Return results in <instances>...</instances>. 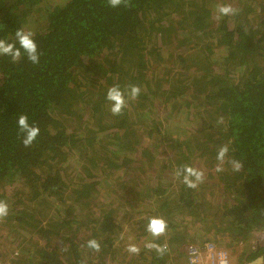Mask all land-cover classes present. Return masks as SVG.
<instances>
[{
  "label": "trees",
  "instance_id": "1",
  "mask_svg": "<svg viewBox=\"0 0 264 264\" xmlns=\"http://www.w3.org/2000/svg\"><path fill=\"white\" fill-rule=\"evenodd\" d=\"M20 28L40 63L0 56V262L180 264L190 246L264 231V0H0V39ZM117 84L141 89L118 116ZM21 114L40 129L30 147Z\"/></svg>",
  "mask_w": 264,
  "mask_h": 264
},
{
  "label": "clouds",
  "instance_id": "2",
  "mask_svg": "<svg viewBox=\"0 0 264 264\" xmlns=\"http://www.w3.org/2000/svg\"><path fill=\"white\" fill-rule=\"evenodd\" d=\"M130 0H108V5L112 8L118 6L127 7ZM235 9L231 6H219L218 13L220 16L234 14ZM34 33L31 31H26L23 28L17 29L15 32V41L8 42L4 39H0V56L10 57L12 62L19 61L22 57H26L34 65L40 63V53L37 49V44L35 43ZM18 45V47H17ZM140 87L138 85H129L125 89L117 85L111 86L106 93V100L110 105V112L113 115H121L129 101H134L138 98L140 94ZM17 128L18 133L21 136V142L25 147H30L33 142L37 139L40 129L35 125H31L28 122L27 115L21 114L17 118ZM228 152L226 146L221 147L217 154V160L221 162L224 161V157ZM235 170H239L241 167L240 162L233 161ZM217 171H222L223 169L218 165ZM177 175H183V182L190 188L197 187L198 182L203 181V173L192 167H185ZM9 212L8 204L5 201H0V219L6 217ZM165 222L160 218H153L148 224V231L153 236H159L165 231ZM87 246L96 251L100 250V245L96 240H89ZM148 247H153V245H148ZM130 252H138L139 249L135 246H129Z\"/></svg>",
  "mask_w": 264,
  "mask_h": 264
},
{
  "label": "rangeland",
  "instance_id": "3",
  "mask_svg": "<svg viewBox=\"0 0 264 264\" xmlns=\"http://www.w3.org/2000/svg\"><path fill=\"white\" fill-rule=\"evenodd\" d=\"M41 17V16H40ZM32 24V23H31ZM38 24H40L39 26H42L44 24L43 19L41 18L40 22H38ZM29 28H32L33 30L36 29L35 26L30 25ZM7 190V189H6ZM142 208H138L136 211H134V216H136V218H140L142 217ZM2 224V223H1ZM1 224H0V230H1ZM125 227V232L123 234V240H125L127 242L128 245L134 244V237H130L131 233H129V229L127 227L126 224H124ZM139 228V227H138ZM2 231H0V236H2ZM200 233V232H198ZM217 239H224L225 242L226 240L230 239L231 237L229 236L228 233L224 234V235H219L216 236ZM210 239V237L208 238ZM213 239V238H211ZM11 239H8L7 241H10ZM248 242L250 241V246H254V245H260L264 247V231H261L260 233H251L248 235ZM217 243V242H216ZM124 246H126L125 244H123ZM228 250L231 252V264H243L242 261V256L241 253H243L245 251V249L242 247L243 245L241 243H235V242H231L228 241ZM171 256H174V254L172 253ZM257 260V261H256ZM171 260H167L166 263L170 262ZM1 264H8V260L0 262ZM165 263V264H166ZM252 264H264V253L261 254L260 256H258L255 260L254 263Z\"/></svg>",
  "mask_w": 264,
  "mask_h": 264
},
{
  "label": "built area",
  "instance_id": "4",
  "mask_svg": "<svg viewBox=\"0 0 264 264\" xmlns=\"http://www.w3.org/2000/svg\"><path fill=\"white\" fill-rule=\"evenodd\" d=\"M186 253V264H231V252L228 247L212 241L190 246Z\"/></svg>",
  "mask_w": 264,
  "mask_h": 264
},
{
  "label": "flooded vegetation",
  "instance_id": "5",
  "mask_svg": "<svg viewBox=\"0 0 264 264\" xmlns=\"http://www.w3.org/2000/svg\"><path fill=\"white\" fill-rule=\"evenodd\" d=\"M241 244H242V243H241ZM249 244H250V241H249V242L247 241V242H245L244 244H242V245H243L242 247L245 249V251L243 252V255H244V256L242 255V259H244V260H243V264H252V263H254V260L256 259V258H255L254 260L249 261V262L246 263V261H247V260H246L247 254L250 253L251 249H253V246H250ZM254 246L256 247L257 245H254ZM256 261H257V260H256Z\"/></svg>",
  "mask_w": 264,
  "mask_h": 264
},
{
  "label": "crops",
  "instance_id": "6",
  "mask_svg": "<svg viewBox=\"0 0 264 264\" xmlns=\"http://www.w3.org/2000/svg\"><path fill=\"white\" fill-rule=\"evenodd\" d=\"M226 247H229L228 245H225ZM179 263L180 264H186V262H185V259H183L182 261H179ZM174 264H176V263H174Z\"/></svg>",
  "mask_w": 264,
  "mask_h": 264
}]
</instances>
